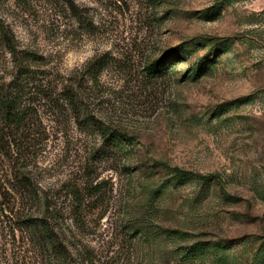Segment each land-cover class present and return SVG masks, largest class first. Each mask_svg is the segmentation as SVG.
I'll return each instance as SVG.
<instances>
[{"label":"rangeland","instance_id":"1","mask_svg":"<svg viewBox=\"0 0 264 264\" xmlns=\"http://www.w3.org/2000/svg\"><path fill=\"white\" fill-rule=\"evenodd\" d=\"M71 2L0 0V19L62 74L103 59L92 110L137 145L126 170L91 160L99 138L41 111L29 217L63 234L72 264H264V0ZM10 219L0 264H55Z\"/></svg>","mask_w":264,"mask_h":264},{"label":"trees","instance_id":"2","mask_svg":"<svg viewBox=\"0 0 264 264\" xmlns=\"http://www.w3.org/2000/svg\"><path fill=\"white\" fill-rule=\"evenodd\" d=\"M60 2L67 9L72 7L71 0ZM177 55L175 50L161 55L148 66L147 77L162 78V69ZM104 68L105 61L94 58L83 69L62 74L44 57L18 50L11 31L0 19V216H11L12 231L26 232L55 264H72L63 234L46 218L29 217L35 216L30 208L37 193L27 169L48 141L41 111L70 120L85 136L99 138V146L90 150L91 160L116 161L126 170V151L137 145L129 132L108 129L92 110ZM0 223L2 230V220Z\"/></svg>","mask_w":264,"mask_h":264}]
</instances>
